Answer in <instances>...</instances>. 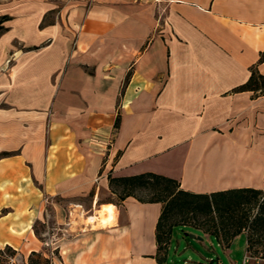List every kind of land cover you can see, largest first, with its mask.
<instances>
[{"label": "crops", "instance_id": "1", "mask_svg": "<svg viewBox=\"0 0 264 264\" xmlns=\"http://www.w3.org/2000/svg\"><path fill=\"white\" fill-rule=\"evenodd\" d=\"M1 15L0 248L40 250L52 218L70 264H159L162 204L100 200L109 175L264 191V93L234 90L264 75V0H0Z\"/></svg>", "mask_w": 264, "mask_h": 264}, {"label": "trees", "instance_id": "2", "mask_svg": "<svg viewBox=\"0 0 264 264\" xmlns=\"http://www.w3.org/2000/svg\"><path fill=\"white\" fill-rule=\"evenodd\" d=\"M7 15L0 16V33L5 30L2 22ZM264 60V52L260 59ZM234 90H253L264 93V75L251 69L249 78ZM108 185L117 196L119 204L127 196L141 202H160L161 212L155 226V260L168 264V249L173 228L176 225H192L213 235L220 243L227 245L240 233H246V251L253 257L264 259V191L253 188H233L210 193H195L179 187L176 179L145 171L133 175L108 176ZM114 202V201H113ZM192 220L187 221V215ZM180 215L179 217H177ZM175 217V219H172ZM16 250L6 245L0 248V264H15L11 261ZM35 256V257H34ZM39 251H32L27 264L50 263ZM196 264H219L209 259Z\"/></svg>", "mask_w": 264, "mask_h": 264}, {"label": "rangeland", "instance_id": "3", "mask_svg": "<svg viewBox=\"0 0 264 264\" xmlns=\"http://www.w3.org/2000/svg\"><path fill=\"white\" fill-rule=\"evenodd\" d=\"M104 199H111L116 202L117 196L102 195L100 200ZM64 202L66 203V200ZM172 219H175V217ZM185 219L191 221L192 217L189 214ZM65 226L60 225L57 227L54 225L52 218H49L46 222L35 223V227H33L35 234L42 243V247L38 251L41 253L42 258L50 260V263L46 264H51V261H53V264H70L75 259V248L54 245L58 236H66L68 233L63 229ZM30 253H22L21 255L14 253L12 255L14 263L27 264ZM245 253L246 235L244 233L237 234L227 246H224L213 235L186 224L176 225L173 228L169 242L168 258H170L169 263L173 264H196L209 259H218L221 264H240Z\"/></svg>", "mask_w": 264, "mask_h": 264}, {"label": "bare ground", "instance_id": "4", "mask_svg": "<svg viewBox=\"0 0 264 264\" xmlns=\"http://www.w3.org/2000/svg\"><path fill=\"white\" fill-rule=\"evenodd\" d=\"M114 212H115V210H114L113 204L111 205V204L107 203L105 205H102L101 208L98 210L99 218H100L101 223H103V224L106 223L107 224L108 222L112 221V218L115 215ZM90 218H93V216L90 217Z\"/></svg>", "mask_w": 264, "mask_h": 264}, {"label": "built area", "instance_id": "5", "mask_svg": "<svg viewBox=\"0 0 264 264\" xmlns=\"http://www.w3.org/2000/svg\"><path fill=\"white\" fill-rule=\"evenodd\" d=\"M14 261V258H11ZM240 264H264V259L251 256L247 251Z\"/></svg>", "mask_w": 264, "mask_h": 264}, {"label": "water", "instance_id": "6", "mask_svg": "<svg viewBox=\"0 0 264 264\" xmlns=\"http://www.w3.org/2000/svg\"><path fill=\"white\" fill-rule=\"evenodd\" d=\"M191 236H193V235H191Z\"/></svg>", "mask_w": 264, "mask_h": 264}]
</instances>
